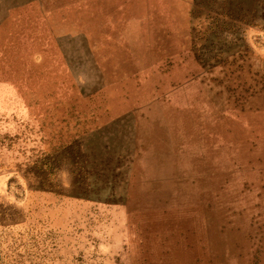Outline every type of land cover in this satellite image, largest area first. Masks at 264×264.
I'll list each match as a JSON object with an SVG mask.
<instances>
[{"label":"rangeland","instance_id":"374dc122","mask_svg":"<svg viewBox=\"0 0 264 264\" xmlns=\"http://www.w3.org/2000/svg\"><path fill=\"white\" fill-rule=\"evenodd\" d=\"M168 241L264 264V0H0V264H194Z\"/></svg>","mask_w":264,"mask_h":264},{"label":"crops","instance_id":"0c3cea01","mask_svg":"<svg viewBox=\"0 0 264 264\" xmlns=\"http://www.w3.org/2000/svg\"><path fill=\"white\" fill-rule=\"evenodd\" d=\"M201 171V170H200ZM155 179H158V177L155 176ZM197 212V220L196 218L194 217L191 222V220H189V224L186 225L185 222L183 221H180L178 216H177V220L174 221L172 223V226H171V218H172V215H173V212H171L168 217H155L153 218V222L156 224V225H163L164 227H174V228H177L178 231L179 229L182 227L185 229V227L187 228V230H183L184 232L188 231L189 233H192L193 234V237L191 239V243L193 242L194 244H197V245H200L198 242H196V234H203V229H202V225L199 223L198 219L201 218V213L202 212H199V211H196ZM150 216H148L149 218ZM191 224V225H190ZM185 226V227H184ZM163 227V228H164ZM213 229H216V228H212V229H208L207 231H204V234L206 233H211L213 232L214 230ZM150 231V229L146 228V232L148 233ZM181 233V231H179ZM179 232H175V234L179 233ZM167 245V248L170 250H173V254H170V255H167V257L169 258V262H194V264H199V262H195L196 261V250L198 249V252L197 254L200 253V249L201 248L200 246H196L195 245V248L194 249H184L181 250L180 252V255H177V257L175 256L177 254V249L175 248V245H174V241H168L166 243ZM179 247V246H178ZM181 247V246H180ZM214 251L213 250H210V253H213ZM212 254L209 256H207L208 260H209V257H211ZM149 259V258H148Z\"/></svg>","mask_w":264,"mask_h":264},{"label":"bare ground","instance_id":"6f19581e","mask_svg":"<svg viewBox=\"0 0 264 264\" xmlns=\"http://www.w3.org/2000/svg\"><path fill=\"white\" fill-rule=\"evenodd\" d=\"M181 104V103H180ZM179 104V105H180ZM182 105V104H181ZM186 105V104H185ZM172 107V106H171ZM172 126L174 125V124H171ZM181 129V128H180ZM183 129H181V133H180V137L182 138V139H184V143L185 142H187V144L189 145V147H188V149L190 150L192 147H193V145H191L190 144V141L193 143V138L191 137V135L190 134H188L185 130H183ZM188 150V151H189ZM188 151L185 153L186 155L188 154ZM191 163H192V161L191 160H185L184 162H180L179 164H178V166L179 167H181V169H186L189 165H191ZM180 169V170H181ZM181 212H183V214H187V213H190V212H184V211H181ZM181 212L180 213H176V214H178V216L181 214ZM195 214H193V216L194 215H196L197 214V212L195 211L194 212ZM220 215L219 216H221V214H222V211H220V213H219ZM192 215V214H191ZM201 215H202V213H201Z\"/></svg>","mask_w":264,"mask_h":264}]
</instances>
